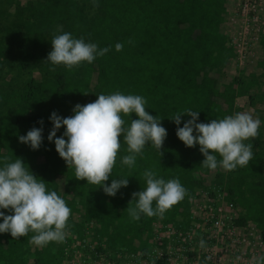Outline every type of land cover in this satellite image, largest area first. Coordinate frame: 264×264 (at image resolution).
<instances>
[{
	"label": "trees",
	"instance_id": "trees-1",
	"mask_svg": "<svg viewBox=\"0 0 264 264\" xmlns=\"http://www.w3.org/2000/svg\"><path fill=\"white\" fill-rule=\"evenodd\" d=\"M86 3L94 7L90 14L85 12ZM225 23V0H40L16 4L7 35L17 54L33 52L43 62L57 29L96 43L98 48L111 46V50L93 63L84 62L71 70L60 65L51 71L53 66L43 62V75L30 77L25 89L10 94L3 91L9 82L1 75L0 67V166L5 157L9 162L23 158L30 171L46 182L48 190L57 191L65 199L71 215L80 212L83 220L94 225L100 244L144 252L147 237L142 238L153 223L173 222L188 210L181 201L163 218L142 215L139 221L132 220L125 210L131 194L145 187L143 172L153 170L165 180L178 178L188 197L206 185L203 177L209 171L200 166L204 157L199 145L186 147L176 135L177 126L169 119L191 109L200 112L198 122L207 123L236 113V98L247 96L251 104L247 94L252 82L244 84L233 77L218 85L220 69L234 57ZM117 43L123 45L119 52L115 50ZM258 44L264 48V36ZM8 50L0 45V53ZM117 91L144 97L146 111L161 119L167 137L162 157L154 146L146 145L132 168L121 164L128 153L123 136L119 138L121 148L105 183L110 186L112 179L123 177L129 179V184L115 197H109L98 185L76 180L74 169L67 167L47 137L53 127L49 119L52 112L68 117L75 105H85L100 94ZM123 119L128 126L136 117L132 114ZM188 119L182 116L180 127ZM33 127L43 128L42 145L35 151L18 139ZM64 130H58L57 137ZM247 143L253 144L249 164L224 177L216 176L215 180L223 183L226 200L242 210L233 224L244 227L251 221L264 240V142L257 136ZM197 174L201 176L198 180ZM32 235L30 232L13 239L10 233H0V264H27ZM30 254V264L58 261L50 243L43 248L36 246Z\"/></svg>",
	"mask_w": 264,
	"mask_h": 264
},
{
	"label": "clouds",
	"instance_id": "clouds-1",
	"mask_svg": "<svg viewBox=\"0 0 264 264\" xmlns=\"http://www.w3.org/2000/svg\"><path fill=\"white\" fill-rule=\"evenodd\" d=\"M95 6V5H94ZM53 34L51 51L43 62L55 66L63 65L71 70L87 62L93 63L111 50V46L98 48L93 42H86L83 37L74 38L71 33L57 29ZM123 45L117 43L116 51ZM147 101L140 95L100 94L94 102L77 104L73 114L61 117L55 111L49 119L53 127L47 137L54 142L59 157L67 167L74 169L76 180L98 185L104 194L115 197L121 188L128 187V178L109 180L121 148L120 137L127 146V155L121 160L122 165L134 167L136 158L146 145L154 146L160 153L167 137V130L161 119L146 111ZM199 113L185 109L171 119L177 126L178 139L188 148L199 145L204 159L202 168L215 171L221 168L233 171L249 164L253 158V144L246 143L259 135L261 120L254 118L251 112H237L222 119H212L207 123L198 122ZM135 115L130 124L125 126L123 117ZM190 117L180 127L181 117ZM42 125L43 121H39ZM64 128L61 136L57 131ZM43 128L33 127L26 135L19 136V142L38 150L43 142ZM219 157V159H218ZM145 187L133 192L132 200L125 210L134 221L141 216L163 218L164 214L188 195L186 188L178 178L165 180L153 170L143 172ZM0 209L8 210L5 215L0 211V233H10L13 239L33 233L28 243L43 248L49 243H63L69 235L68 221L71 209L64 198L55 190H48L46 182L36 177L23 162L16 158L9 162L4 158L0 166ZM200 248L205 249V241L200 240ZM211 260V257L207 258ZM236 261L241 259L237 256ZM254 264H264V256L253 257Z\"/></svg>",
	"mask_w": 264,
	"mask_h": 264
},
{
	"label": "rangeland",
	"instance_id": "rangeland-1",
	"mask_svg": "<svg viewBox=\"0 0 264 264\" xmlns=\"http://www.w3.org/2000/svg\"><path fill=\"white\" fill-rule=\"evenodd\" d=\"M36 1L40 0H0V45H2L4 49L9 47V52L4 51L0 53V67L1 75L9 82L7 89L5 88L3 91L9 92V94L13 91L25 89L26 81L30 77L43 75L44 63L37 59V55L33 52L17 54L15 48L10 46L7 35V32L10 30V24L14 21V8L16 4L23 6L28 2L33 4ZM77 1L80 2V0ZM225 1L226 35L230 39V45L233 47L234 57L229 60L227 66L220 69L218 85L226 83L233 77L241 80L244 84L252 82L247 94L251 97V104L247 96L240 97L236 98L234 107H236L237 112H251L254 118L258 117L261 120L258 139L260 142H264V48L260 47L258 44V40L264 36V0ZM244 3L250 6L255 5L259 11L255 10L251 12L247 10L250 6L243 8ZM85 9V12L90 14L94 10V7H92L90 3H86ZM252 16H256L255 21L249 20ZM21 65L23 66L21 67ZM232 172L225 171L221 168L215 171L209 170L208 173L204 175L205 177H203L206 185L204 184L195 189L190 196L182 201L183 205L187 210L192 208V204L195 202L194 198H198L201 192L210 191L213 187L221 189L225 194L226 192L222 187L223 183H218L215 177L220 175L224 177L229 173L232 174ZM200 177L201 176L198 174L195 175L197 180ZM234 207L237 217H240L242 215V210L236 205H234ZM187 215L188 213L184 214L181 218L185 219ZM177 219L178 217L174 222H176ZM250 223L252 226L254 225L251 221ZM68 224L70 226L69 235L66 237L65 241L63 243H50L51 251L58 255L57 264H92L96 260L92 258V251H94V248L101 251V254L97 253V256L100 258V260H98L103 263L106 261V256H113L111 260L115 261L117 255H120L118 249L121 248H109L105 243L100 244L97 241L93 232L94 225L83 220L80 212L73 213ZM152 226L153 225H151L149 232L147 234L145 233L142 238L144 239L147 237L146 249L150 245H154V241L149 235ZM191 240L193 243H197L198 236L194 235ZM226 241V236L217 241L207 239L205 240V245H223ZM249 242L256 247L253 249V257L264 256V244H259L256 236L250 237ZM258 245L260 246L258 247ZM100 247L103 249L101 250ZM35 249V245H29L27 250L33 253ZM30 253L26 257L28 261L27 264H30L29 259L32 257Z\"/></svg>",
	"mask_w": 264,
	"mask_h": 264
},
{
	"label": "built area",
	"instance_id": "built-area-1",
	"mask_svg": "<svg viewBox=\"0 0 264 264\" xmlns=\"http://www.w3.org/2000/svg\"><path fill=\"white\" fill-rule=\"evenodd\" d=\"M247 6L250 5L244 3L243 8ZM247 10L259 11L255 5ZM249 20L255 21L256 16ZM198 196L194 198L193 207L188 209L187 218L178 217L176 222L153 224L149 235L154 245H150L144 252L121 248L115 261L111 260L113 256H106L103 263L97 256L101 251L94 248L92 258L96 260L92 264H254L253 249L256 247L249 242V238L256 236L259 244H264L254 225L250 221L244 227L233 224L238 218L235 207L226 200V193L221 189L213 187ZM245 229H248L247 232ZM194 235L198 236L197 243L191 240ZM225 236L227 241L223 245H206L205 249L199 246L201 238L204 241H217ZM237 256L241 257L239 261L235 259Z\"/></svg>",
	"mask_w": 264,
	"mask_h": 264
},
{
	"label": "crops",
	"instance_id": "crops-1",
	"mask_svg": "<svg viewBox=\"0 0 264 264\" xmlns=\"http://www.w3.org/2000/svg\"><path fill=\"white\" fill-rule=\"evenodd\" d=\"M153 224H154V223H153ZM153 224H152V225H153Z\"/></svg>",
	"mask_w": 264,
	"mask_h": 264
}]
</instances>
